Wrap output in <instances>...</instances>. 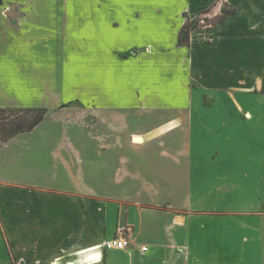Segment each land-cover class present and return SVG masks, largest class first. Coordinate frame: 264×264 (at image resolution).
<instances>
[{
  "label": "crops",
  "instance_id": "obj_1",
  "mask_svg": "<svg viewBox=\"0 0 264 264\" xmlns=\"http://www.w3.org/2000/svg\"><path fill=\"white\" fill-rule=\"evenodd\" d=\"M227 1L180 46L216 0H1L0 108L47 112L0 141V264L264 263V0Z\"/></svg>",
  "mask_w": 264,
  "mask_h": 264
},
{
  "label": "trees",
  "instance_id": "obj_2",
  "mask_svg": "<svg viewBox=\"0 0 264 264\" xmlns=\"http://www.w3.org/2000/svg\"><path fill=\"white\" fill-rule=\"evenodd\" d=\"M1 4V0H0ZM232 11L226 12L224 15ZM186 18L179 34L178 44L186 46L189 42V33L197 29L196 23H192ZM211 26L213 24H210ZM45 108H28V109H3L0 108V141H8L14 136L32 131L46 115ZM9 264H16L11 261Z\"/></svg>",
  "mask_w": 264,
  "mask_h": 264
},
{
  "label": "rangeland",
  "instance_id": "obj_3",
  "mask_svg": "<svg viewBox=\"0 0 264 264\" xmlns=\"http://www.w3.org/2000/svg\"><path fill=\"white\" fill-rule=\"evenodd\" d=\"M241 6L245 7L246 3L244 0L240 1ZM233 7L228 3L227 0H216V3L209 9L203 12H199L195 18L189 21H193L192 23H196L198 28H208L211 27L210 24L216 23L220 18L224 16V14L230 11ZM262 90V89H261ZM264 92V91H262ZM28 109V108H25ZM45 127V126H44ZM42 129H44L42 127ZM1 133V130H0ZM136 142H139L140 139H135ZM262 234L264 236V222L262 224ZM264 264V263H263Z\"/></svg>",
  "mask_w": 264,
  "mask_h": 264
},
{
  "label": "built area",
  "instance_id": "obj_4",
  "mask_svg": "<svg viewBox=\"0 0 264 264\" xmlns=\"http://www.w3.org/2000/svg\"><path fill=\"white\" fill-rule=\"evenodd\" d=\"M132 228L130 226L118 227L114 236L102 243L98 248L104 250H125L133 245ZM140 251L146 252V247H140Z\"/></svg>",
  "mask_w": 264,
  "mask_h": 264
}]
</instances>
